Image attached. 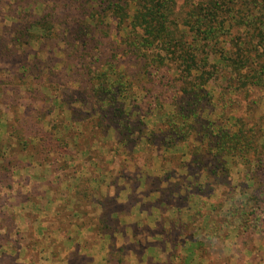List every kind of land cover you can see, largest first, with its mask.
Returning <instances> with one entry per match:
<instances>
[{
    "label": "trees",
    "instance_id": "trees-1",
    "mask_svg": "<svg viewBox=\"0 0 264 264\" xmlns=\"http://www.w3.org/2000/svg\"><path fill=\"white\" fill-rule=\"evenodd\" d=\"M35 8L40 9L38 17L32 12ZM1 14V23L9 21L8 25L1 26L9 39H0V43L5 46V52L18 53L21 59L17 68L21 72L19 85L33 84L27 80L32 72L40 80L39 55L43 54L40 50L44 46L62 45L65 67L77 69V75L67 85L70 93L76 103L90 107L81 115L86 122L73 119L67 127L74 129H68L62 139L54 137L55 132H62V127L43 131L42 111L35 116L26 112L28 117L24 113L14 120L19 132L31 135H28L30 143L37 140L39 149L36 147L35 152L42 155H37L38 161L48 160L51 154L61 158L68 156L74 161L76 156L70 152V145L76 144L77 138L87 136V132L104 138L113 132L115 150L113 154L107 150L105 156H111L110 161H114L115 156L122 158L117 169L121 176L127 169L125 163L136 158L128 155L125 148L142 146L150 155L153 150L161 152L157 157L158 171H152L151 177L140 183L141 175H130V180L137 183L131 189L132 194L139 192L140 196L132 201L133 207L139 212L150 211L152 215L156 212L150 219L153 218L158 231L151 238L162 251L169 248L172 253L179 247L182 235L178 225L182 218H189L186 224L197 222L192 215L182 213L185 196L190 193L189 196L198 200L199 195L205 193L206 196L219 187H229L227 195L233 197L227 200L238 205L230 215L238 223L235 228L240 235L237 237L245 236V241L253 231L258 232L259 224H262L260 232L264 233V121L252 123L230 115L232 102L220 107L229 93L246 95L250 89L264 92V0H13L9 5L0 0ZM112 22L116 24L120 52L117 53L113 42V54L104 57L101 46L109 38ZM35 45L40 50L28 53ZM24 55L32 56L30 63L22 60ZM118 57H125L127 62H120ZM164 69L167 76H174L173 80L167 77L164 83L167 89L156 87L164 82L165 76L160 75ZM217 79L222 89L213 102L208 86ZM137 88H143L148 94L155 93L150 101L142 99L138 103ZM44 90L50 89L45 82H40L29 91L35 102L43 103L48 100V95L41 92ZM173 92L176 97L169 99ZM68 106L70 104L65 103L66 110ZM219 110L220 115L215 113V117H211ZM155 115L158 121L152 123ZM18 146L26 151L28 142H20ZM79 153L89 157V154ZM4 156L1 153L0 160ZM101 157L105 159L104 155ZM144 164L148 163L144 161ZM173 165H176L174 169ZM188 166L192 169L187 171L192 181L182 186L178 180L174 181V170L186 172ZM239 166L242 168L239 183L232 188L229 186L231 171ZM97 169L106 171L99 166ZM3 172L5 176L14 174L13 169ZM91 179L78 180L75 195L82 204L94 201ZM130 180L127 177V181ZM165 211L168 216L163 214ZM102 217L106 222L109 219L108 215ZM211 218L206 215L200 223L207 224ZM109 223L107 228L119 231L118 225ZM229 225L220 224V227ZM193 231H190L192 236ZM229 235L230 232H224L212 238L207 236V239L200 235L191 245L195 251L217 250L223 254L229 249L218 244H223ZM189 253L192 257L193 252ZM191 257H184L183 263ZM109 261L123 264L117 255L110 256Z\"/></svg>",
    "mask_w": 264,
    "mask_h": 264
},
{
    "label": "rangeland",
    "instance_id": "rangeland-1",
    "mask_svg": "<svg viewBox=\"0 0 264 264\" xmlns=\"http://www.w3.org/2000/svg\"><path fill=\"white\" fill-rule=\"evenodd\" d=\"M12 2L13 0H3V3L8 5ZM39 10V8H35L32 11L35 17H38L40 14ZM60 13L61 12L59 11V14ZM1 16L2 14L0 17ZM3 24L8 25L9 21L5 20L3 23L0 21V39H9V34L1 29ZM115 25L116 24L112 22V29L109 38L105 39L103 41V45L101 46L102 55L104 57H110L113 54L111 52L112 47H114L113 42H115V45L117 46V53L120 52L118 37L115 35ZM62 49V45L55 46L54 44H50L44 46L41 50L37 45L27 50L28 53L30 51L35 52L40 50L43 54L39 55L41 64L38 66V73L41 76L40 80L36 78L37 74L32 72L30 74L31 77L27 80L28 82L33 81L34 83L28 87H24L20 86V83L18 82L21 73L17 70L19 64L21 63V59L18 57L19 54H8L5 52V46L0 43V154L4 153L5 155L3 160H0V264H23L22 262L19 263L18 261H13L16 257L15 249L20 246L22 240L21 238L20 241H18V238L16 237V234L20 233L19 229L15 231L16 225L19 223V219H16V208L13 207V204H20L23 203L26 198H32V194L26 192V189L20 188L21 186H26L25 184H28L29 182L34 183L29 186V188L33 191V195L36 194V191L37 193L41 191L40 189H42V185L38 184L40 181L37 180L40 177L38 175V171L41 165H45L44 180L48 181L47 186H49V189L53 190L56 196H61L63 199L66 195L73 194V197L75 195L76 190H74L75 188L73 189V187L77 188L78 182L73 183L71 179H76V177L79 180L82 178H88V165L89 168L94 169H97L98 166L102 167V169H111L109 167V163L105 161L101 155H107V150L109 153L111 152L110 154H113V150H115L113 140L115 138V134L113 132H109L107 137L101 138L97 136L99 135L98 133H96V135L93 132L86 131L87 136H84L83 134V136L76 139V144L72 142L70 145V152L77 158H75L74 161H71L68 156L61 158L60 156H54V154L48 156V160L44 159L38 161L39 159L37 158V155H42L39 151L35 152V148H38V146H36L37 140H33L30 143L31 135L23 134L21 131H18L17 127H15L14 120L17 119L20 114H26V112H29L27 114L35 116V113L42 111V113H44V119L42 121L43 124L41 125L38 123L37 125L43 126V131H49L51 128L55 127H62V132H55L56 134L54 135L56 139H62L65 137L68 129H71V131L74 129L71 126L67 127L69 122H73V119H78L77 122L80 123L82 121L86 122L84 118H81V115L87 113L90 110V107L86 104L79 105L76 103L74 95L70 93L71 88H68L67 85L69 81L73 80L77 75V69H75V66H71V68L65 67L64 56L61 53ZM31 57V55H24L22 60H26L27 63H30ZM118 59L122 63L127 62L125 57H118ZM129 71L132 70L130 69ZM160 75L161 77L165 76L164 82L162 85H158L156 87L160 86L161 89H167L168 87L164 86V83H166V80L169 78L173 80L174 76H167L166 69L162 70ZM9 80L13 83L7 82ZM40 82H45L50 89L49 91H41L43 94L48 95L46 96L48 97V100L43 103L35 102L34 96L29 91L32 87H38ZM208 88L212 94L213 102L217 101L219 98V92L222 89L220 79L210 82ZM153 93L155 92H152V94ZM152 94L146 93L143 88L142 90L138 88L135 89V97L138 100V103H140L142 99L146 102L150 101L152 99ZM69 97H71V99ZM174 97L176 96L173 92L170 94L169 99ZM229 102H232V109L228 110L230 111V115L246 118L252 123H259L260 120L264 121V117H261L264 115V92L256 89H250L246 95L240 94L238 96L234 93H229L228 98H226V101L221 102L220 107L223 108L225 103L228 104ZM65 103L70 104V107L68 106L67 110L65 108ZM168 112H170V107L167 104L166 113ZM215 113L220 115V110L213 112L211 117L214 118L216 115ZM157 121V115L153 116L151 122L155 123ZM90 125L91 123L89 126ZM262 130H264V128ZM23 141L28 142V148L26 151H22L21 147L18 146V143ZM1 145H3V148ZM29 149L30 151H28ZM117 149L119 148L117 147ZM124 150L128 155L131 154L136 156V158H132V160L125 163L127 164V174L126 172L125 174L126 176L128 175L129 180L132 177L130 175H141L138 180L140 183L141 181H145L148 176L151 177L152 171L159 170L157 157L161 155L160 151H150L152 152V155H150L147 151L144 152L142 146H139L136 149L128 147ZM79 152L89 154V157H80ZM26 153L30 154V157H27ZM17 159H19V161H17ZM121 159L122 158L115 156V160H112L113 163L111 164L114 169H118L120 165L119 161H121ZM144 161L148 164L145 165ZM169 165L170 163H168L167 166ZM176 165L178 166L179 163H176ZM176 165L172 166L173 169ZM5 169L8 171H12L13 169L14 174L5 176V173L3 172ZM241 169L242 168L239 166L231 171L229 186L232 188L238 186L239 177L242 172ZM191 170L189 169V166L187 167L186 172L174 170V181L178 180L177 182L182 186H184V184L187 185L188 183V185H190L192 178L188 172ZM116 175L117 176L115 178L119 180L120 174L118 171ZM68 179L70 184L68 183L67 186L71 190L66 189ZM115 182L116 181L113 178V183ZM130 182L132 183L131 180ZM52 184L55 186H51ZM135 184H137L136 180H134V184L131 188H133ZM105 185H107V180ZM69 191L70 193H68ZM229 192V187H219L214 189V191L207 192L209 195L207 193L206 196H204L205 193L199 195L200 198L198 197V200H196L197 197L192 195L189 196L190 193H188L187 196H185L186 194H182V196L186 197L185 203L181 204L183 205V208H185L182 213H185V215H192L196 218L197 222L186 224V222L189 221V218H182L180 224L178 225V230L182 235L180 240L181 242L179 241V247L177 246L176 250L172 252L176 255V258L171 252L169 253V248H165V250L162 251V248L157 247L158 244L155 243V239L151 238L152 234L157 233L158 231L156 226L153 225L154 220L153 218H149L147 221L141 219L143 216H140L141 212H139L137 207H134L132 215L133 218L132 216L130 218L131 229L128 228L132 233V238L126 239L124 237H120L118 234H115L114 236L106 235L101 237V241L98 245H93L94 242L98 240V238L95 237L90 242L92 243L91 245L94 246V251H92L91 255L93 256L95 262L101 261L102 264H110L109 257L112 255H117L118 258L123 261V264H182L183 258L186 256L191 257L189 252H193L191 259L183 264H235L237 257L233 254L247 248L248 250L255 251L252 252V264H255V255V260L260 259V250H263L264 247V238H262L264 233L262 234L260 232L262 224H259L260 229L257 233H254V231L252 232V236L249 237L250 239L247 237V239L243 241L245 236L238 238L237 235L239 236L240 232L237 233L235 228L238 225L237 220H235V218H231L230 216L231 212L234 214L238 205L236 202L232 203L227 200V198L229 199V197H233L231 194L227 195ZM128 193H130L129 202L131 204H133L132 201L140 198L139 192L132 194L130 190ZM94 194L96 198H101V203L106 202V200L103 199V196H101L102 194L100 195L97 191ZM61 198L60 205H62ZM76 203L78 209L83 205L78 199ZM107 209L109 210L108 207ZM121 210V213L126 214L128 208L127 206H123L121 207ZM163 214H168V211H165ZM206 215L212 217L211 220L209 219V223H200ZM226 223H229L230 225L223 226L224 228L222 226L220 227V224ZM105 224L106 223H103V225ZM214 228L216 230H214ZM219 228H222L221 232L217 231ZM119 229L122 230L120 227ZM113 230L107 231L113 232ZM192 230H194L193 236L190 235V231ZM249 231L250 230H248V232ZM224 232H230V235L223 244H218L221 247L225 246L229 249L223 254L217 250H212L208 253L195 251L194 246L191 245L200 235L202 237L205 236L207 239V236L212 238L213 235H223ZM215 240L220 242L217 240V236H215ZM147 245L148 249H146ZM192 246L193 250H191ZM88 247H90V245H88ZM121 247H123V251L120 249ZM228 255L230 256L228 257ZM262 259L264 261V258ZM82 260L86 259H76V262L79 264L80 262L82 263Z\"/></svg>",
    "mask_w": 264,
    "mask_h": 264
},
{
    "label": "crops",
    "instance_id": "crops-1",
    "mask_svg": "<svg viewBox=\"0 0 264 264\" xmlns=\"http://www.w3.org/2000/svg\"><path fill=\"white\" fill-rule=\"evenodd\" d=\"M104 158L109 163L110 170L106 169L105 172H101L98 169L89 168V165L87 166L88 177L92 178L90 188L94 201L83 203L79 209L76 203V195L73 197V194H69L63 199L61 196H56L53 190L49 189V186H47L48 181L44 180L45 165H41L38 171L40 177L37 180L40 181L38 184L42 185L41 191L38 189L39 192L36 191V194L33 195V191L29 188L30 184H34L31 182L20 187L32 194V198H26L20 204H13V207L16 208V219H19L15 231L19 229L20 233L16 234V237L18 241L22 238L20 246L15 249L16 262H22L23 264H78L76 259H86L79 264H102L101 261L95 262L91 255L94 251L93 245H98L102 236L118 234L126 239L132 238V233L128 228L131 229L130 218L133 215L134 207L129 202L130 193L128 191L132 188L130 182L127 181V171H125L126 174L124 173L125 177L120 175L119 180H117L115 178L117 170L111 164V156H104ZM113 178L116 181L115 183H113ZM71 180L74 183L78 182L79 179L76 177V179ZM106 180L107 185H105ZM68 183L70 184L69 179L66 186ZM51 186L55 185L52 184ZM66 189L71 190L68 186ZM73 189L76 190V187H73ZM96 191L100 195L102 194L101 196L106 200L102 203L105 206L102 207L101 198H96L94 194ZM60 198L62 199V205H60ZM123 206L128 208L126 214L121 213V207ZM154 213L156 214V212ZM103 214L108 215L107 222L102 217ZM140 216H143L141 219L146 221L150 217H155L150 211L143 210ZM109 220L122 230L119 229L120 231L116 232L113 227H110L111 229L107 228L105 225L110 224ZM103 223L106 224L103 225ZM107 230H113V232ZM95 237L98 240L91 245L90 242ZM260 251V259L255 260L256 255L254 257L255 264H264L262 259L264 258V250ZM252 254L247 250L238 251L233 254L237 257L235 264H252Z\"/></svg>",
    "mask_w": 264,
    "mask_h": 264
}]
</instances>
